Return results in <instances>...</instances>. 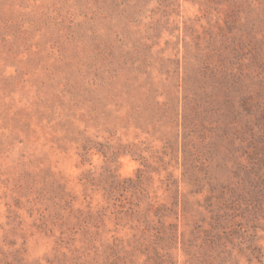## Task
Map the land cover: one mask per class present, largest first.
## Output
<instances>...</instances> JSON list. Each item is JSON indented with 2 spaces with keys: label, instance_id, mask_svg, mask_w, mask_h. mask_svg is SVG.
Instances as JSON below:
<instances>
[{
  "label": "rangeland",
  "instance_id": "1",
  "mask_svg": "<svg viewBox=\"0 0 264 264\" xmlns=\"http://www.w3.org/2000/svg\"><path fill=\"white\" fill-rule=\"evenodd\" d=\"M0 264H264V0H0Z\"/></svg>",
  "mask_w": 264,
  "mask_h": 264
}]
</instances>
